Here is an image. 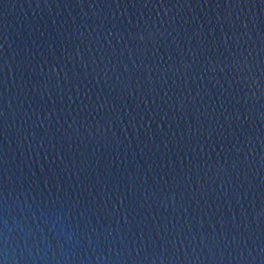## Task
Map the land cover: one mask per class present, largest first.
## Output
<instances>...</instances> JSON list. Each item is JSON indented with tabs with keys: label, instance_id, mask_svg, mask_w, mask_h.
Instances as JSON below:
<instances>
[{
	"label": "water",
	"instance_id": "obj_1",
	"mask_svg": "<svg viewBox=\"0 0 264 264\" xmlns=\"http://www.w3.org/2000/svg\"><path fill=\"white\" fill-rule=\"evenodd\" d=\"M0 264H264V0H0Z\"/></svg>",
	"mask_w": 264,
	"mask_h": 264
}]
</instances>
